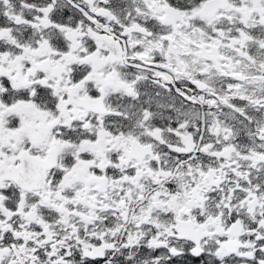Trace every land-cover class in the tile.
I'll return each instance as SVG.
<instances>
[{"label": "flooded vegetation", "instance_id": "flooded-vegetation-1", "mask_svg": "<svg viewBox=\"0 0 264 264\" xmlns=\"http://www.w3.org/2000/svg\"><path fill=\"white\" fill-rule=\"evenodd\" d=\"M262 120L264 0H0V264H264Z\"/></svg>", "mask_w": 264, "mask_h": 264}, {"label": "rangeland", "instance_id": "rangeland-1", "mask_svg": "<svg viewBox=\"0 0 264 264\" xmlns=\"http://www.w3.org/2000/svg\"><path fill=\"white\" fill-rule=\"evenodd\" d=\"M243 121H245V120L240 119L239 123H241V122L243 123ZM262 121H263V123L260 124L261 126H262V124L264 125V120H262ZM261 126H260V127H261ZM263 127H264V126H263ZM224 204H226V202H225ZM236 205H238V202H237ZM223 212H224V216H225L223 219L226 220V219H227V215H230V213H229L228 211H225V210H223ZM244 213H245V212H244ZM249 245H250L251 247H253V248H257V246H256V244H255V241L249 243ZM249 245H248V246H249ZM258 255H259L261 258H263L261 253H259ZM249 259L252 261V264H262V263H259V260H260V259L255 258V257H252L251 254L249 255ZM222 264H224V263H222ZM231 264H249V262H248L247 258L244 257V253H242V256H239V260H238V262H237V263H231Z\"/></svg>", "mask_w": 264, "mask_h": 264}]
</instances>
